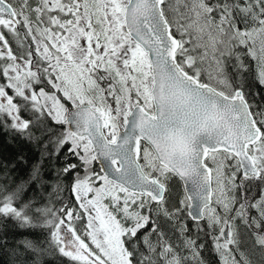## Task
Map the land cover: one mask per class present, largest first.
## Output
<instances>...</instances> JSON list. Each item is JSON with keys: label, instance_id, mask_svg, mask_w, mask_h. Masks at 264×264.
Instances as JSON below:
<instances>
[{"label": "snow or ice", "instance_id": "obj_1", "mask_svg": "<svg viewBox=\"0 0 264 264\" xmlns=\"http://www.w3.org/2000/svg\"><path fill=\"white\" fill-rule=\"evenodd\" d=\"M0 264H264V0H0Z\"/></svg>", "mask_w": 264, "mask_h": 264}, {"label": "trees", "instance_id": "obj_2", "mask_svg": "<svg viewBox=\"0 0 264 264\" xmlns=\"http://www.w3.org/2000/svg\"><path fill=\"white\" fill-rule=\"evenodd\" d=\"M3 139L6 140L7 137H3ZM24 153L29 158V160H35L39 156V149L34 148L32 146H26L24 148ZM189 224L191 225V221H189ZM17 234H23V233H17ZM11 235H13V233L9 232V236H11ZM200 239L205 243L206 249L211 248V240L209 237H207L203 233H201ZM204 255L206 257H208V256H212L213 254L210 251L206 250L204 252Z\"/></svg>", "mask_w": 264, "mask_h": 264}]
</instances>
